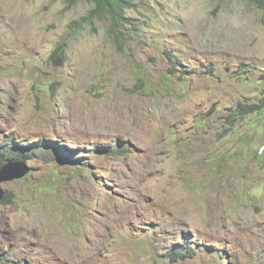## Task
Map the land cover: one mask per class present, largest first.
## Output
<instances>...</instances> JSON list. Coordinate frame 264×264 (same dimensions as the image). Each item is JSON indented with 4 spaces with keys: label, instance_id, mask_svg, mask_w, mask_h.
I'll use <instances>...</instances> for the list:
<instances>
[{
    "label": "rangeland",
    "instance_id": "1",
    "mask_svg": "<svg viewBox=\"0 0 264 264\" xmlns=\"http://www.w3.org/2000/svg\"><path fill=\"white\" fill-rule=\"evenodd\" d=\"M133 1L119 40L90 1L0 0V145L43 146L0 264H264V108L226 118L264 98L263 11Z\"/></svg>",
    "mask_w": 264,
    "mask_h": 264
},
{
    "label": "trees",
    "instance_id": "2",
    "mask_svg": "<svg viewBox=\"0 0 264 264\" xmlns=\"http://www.w3.org/2000/svg\"><path fill=\"white\" fill-rule=\"evenodd\" d=\"M69 7L75 6L81 1H90L93 3V8L90 11V17L84 20V23H88L92 26L95 25V20L97 18H106L110 21L112 32L115 38L120 40L121 33L126 26H133L132 19L126 16V12L129 9H133L136 5L133 0H66ZM259 9L263 11L264 14V0H250ZM82 23H75V29H81ZM54 61H59L64 64L65 61V48L59 45L57 49L52 53ZM264 108V98L259 104H244L239 103L236 108H234L230 114L227 115V122L231 126L243 118H246L252 114L259 113ZM43 147L39 145V148ZM39 148L36 146H30L26 142L18 141H7L6 144L0 145V169L8 163L25 164L29 160H32L34 156L38 153ZM53 153L58 154L56 148H51ZM114 150L125 149L113 148ZM48 152L45 154L47 158H52ZM9 195L6 193L4 197V204L11 202ZM171 257L174 259L188 258L181 252H173Z\"/></svg>",
    "mask_w": 264,
    "mask_h": 264
},
{
    "label": "water",
    "instance_id": "3",
    "mask_svg": "<svg viewBox=\"0 0 264 264\" xmlns=\"http://www.w3.org/2000/svg\"><path fill=\"white\" fill-rule=\"evenodd\" d=\"M16 164H6L0 169V201L5 196V191L1 184L8 181H13L14 179H21L29 173V168L23 164L22 169H13Z\"/></svg>",
    "mask_w": 264,
    "mask_h": 264
},
{
    "label": "clouds",
    "instance_id": "4",
    "mask_svg": "<svg viewBox=\"0 0 264 264\" xmlns=\"http://www.w3.org/2000/svg\"><path fill=\"white\" fill-rule=\"evenodd\" d=\"M8 164H12V163H8ZM13 164H15V163H13ZM21 165H23V164H21ZM26 165V164H25ZM3 187V186H2ZM4 189V188H3ZM5 191V190H4ZM5 197V196H4ZM4 199V198H3Z\"/></svg>",
    "mask_w": 264,
    "mask_h": 264
}]
</instances>
